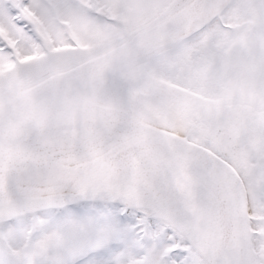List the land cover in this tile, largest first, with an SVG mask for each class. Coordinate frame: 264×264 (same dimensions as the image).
Wrapping results in <instances>:
<instances>
[{"label": "snow or ice", "instance_id": "6c2138e0", "mask_svg": "<svg viewBox=\"0 0 264 264\" xmlns=\"http://www.w3.org/2000/svg\"><path fill=\"white\" fill-rule=\"evenodd\" d=\"M0 264H264V0H0Z\"/></svg>", "mask_w": 264, "mask_h": 264}]
</instances>
